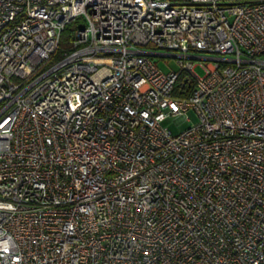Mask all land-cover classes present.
I'll use <instances>...</instances> for the list:
<instances>
[{
    "label": "built area",
    "instance_id": "2783aa9c",
    "mask_svg": "<svg viewBox=\"0 0 264 264\" xmlns=\"http://www.w3.org/2000/svg\"><path fill=\"white\" fill-rule=\"evenodd\" d=\"M0 264H264V0H0Z\"/></svg>",
    "mask_w": 264,
    "mask_h": 264
},
{
    "label": "rangeland",
    "instance_id": "374dc122",
    "mask_svg": "<svg viewBox=\"0 0 264 264\" xmlns=\"http://www.w3.org/2000/svg\"><path fill=\"white\" fill-rule=\"evenodd\" d=\"M75 23H73L72 25H74ZM69 36L68 33H66L65 31L62 33L61 38H60V42H59V48L56 51L55 54V59L56 57H60L62 56V52L65 48H67L69 46V40H68ZM156 59V63L162 67L164 70H168V69H173L176 70L178 68L177 64L175 63V58L174 57H169V58H157ZM198 73H202L200 68L196 69ZM189 117L191 118V121L194 122L196 120V117L194 115L193 112L189 111L188 112ZM165 123H167L171 128L175 129L174 126V121H173V117L170 116L168 118H166ZM189 122L187 121H183L179 124L178 128H184L185 126L188 125Z\"/></svg>",
    "mask_w": 264,
    "mask_h": 264
},
{
    "label": "trees",
    "instance_id": "16d2710c",
    "mask_svg": "<svg viewBox=\"0 0 264 264\" xmlns=\"http://www.w3.org/2000/svg\"><path fill=\"white\" fill-rule=\"evenodd\" d=\"M73 23H70L69 25H67L66 27H65V29H64V31L66 32V33H68V36H70V33H71V29H72V25Z\"/></svg>",
    "mask_w": 264,
    "mask_h": 264
}]
</instances>
